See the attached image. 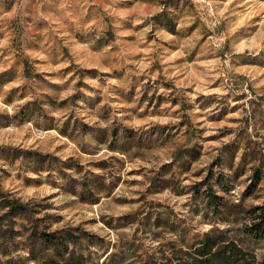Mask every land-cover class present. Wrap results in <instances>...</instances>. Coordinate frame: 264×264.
<instances>
[{"label":"rangeland","instance_id":"374dc122","mask_svg":"<svg viewBox=\"0 0 264 264\" xmlns=\"http://www.w3.org/2000/svg\"><path fill=\"white\" fill-rule=\"evenodd\" d=\"M221 174L233 219L204 221L192 188ZM263 202L264 0H0L4 264H103L104 244L137 264L131 247L185 227L228 229L264 264L242 235Z\"/></svg>","mask_w":264,"mask_h":264},{"label":"trees","instance_id":"16d2710c","mask_svg":"<svg viewBox=\"0 0 264 264\" xmlns=\"http://www.w3.org/2000/svg\"><path fill=\"white\" fill-rule=\"evenodd\" d=\"M227 182L228 177L221 174L216 182L206 180L201 185L193 186V193L196 194V197H203L202 205L204 208L202 217L204 221H213L209 220L210 218L218 219V216L220 217L222 213L228 210L223 196L219 194L220 188L229 190ZM254 186H251L245 195L252 193ZM24 210V206L15 205V208H11L5 216L11 219L18 214L24 213ZM224 218L228 219L230 217L221 216L219 220ZM244 220L245 222L242 226L243 237L251 242L258 241L264 243V202L261 205L253 206L246 210L244 212ZM143 221L147 224L149 223L154 236L159 220L155 219L152 224H150L152 220L148 218H143ZM214 224L212 223V225ZM175 232V237L167 244L160 242L156 246L143 247L137 250V252H134L131 247L129 251L138 253L140 255L138 257L141 258V260L136 259L135 262L137 264H260L257 257L246 251L243 244L234 238L228 229H211L204 232H195L185 227L176 229ZM38 241L41 246H46V248L56 253H60L63 249L68 250L72 245L77 246L80 244V241L76 238V234L72 233L59 236L57 232H41L38 235ZM101 241L104 242V240ZM103 247V264H125L117 263L113 260V248L109 244H104ZM0 264H4L1 254Z\"/></svg>","mask_w":264,"mask_h":264}]
</instances>
